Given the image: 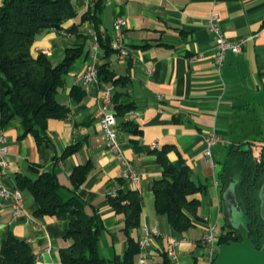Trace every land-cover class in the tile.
<instances>
[{
    "label": "crops",
    "instance_id": "0c3cea01",
    "mask_svg": "<svg viewBox=\"0 0 264 264\" xmlns=\"http://www.w3.org/2000/svg\"><path fill=\"white\" fill-rule=\"evenodd\" d=\"M6 0H0V7ZM75 18L64 21L59 30L39 32L31 54L45 55L58 65L68 48L82 54L69 67L63 86L56 94L65 111L50 117L35 134H24L17 120L0 127L8 149L9 168L0 174V187L16 189L15 176L30 179L53 171L59 194L67 200L73 192L85 204L88 214L96 212L102 222L97 249L108 264H120L127 247L124 218L110 207V194L136 191L141 198L138 229L130 237L137 242L144 229L156 230L147 258L133 264H207L204 235L227 224L223 192L229 175L225 162L234 142L231 129H238L235 117L256 112L264 135V0H71ZM95 5L98 7L95 8ZM94 15L102 37L113 38L112 24L125 20L124 42L129 57L115 51L92 49L95 25L82 16ZM211 15L231 42L245 40L241 52L228 53L222 66L215 65V43L206 27ZM96 73L108 70L112 80L83 84L86 66ZM111 96L117 141L124 159L138 173L136 183L121 181L125 166L105 150L99 128L102 99ZM115 106L125 109L117 114ZM216 133L219 143L212 150L214 164L203 155V137ZM261 135L264 145V136ZM157 144L156 149L151 145ZM73 151L61 158L68 149ZM168 149L166 158L177 169L186 167L201 190L191 197L199 201L193 226L176 232L165 215L153 205V185L163 167L157 153ZM90 168L84 182L73 191L69 175L75 167ZM22 210L14 214L10 199H0V264L9 234L31 247L35 264H61L59 251L71 245L65 238L72 217L68 213L36 217L37 203L20 190ZM177 263L168 253L171 242ZM218 241V237H217Z\"/></svg>",
    "mask_w": 264,
    "mask_h": 264
},
{
    "label": "trees",
    "instance_id": "16d2710c",
    "mask_svg": "<svg viewBox=\"0 0 264 264\" xmlns=\"http://www.w3.org/2000/svg\"><path fill=\"white\" fill-rule=\"evenodd\" d=\"M75 16L71 0H6L0 7V127L17 120L24 134H35L36 127H44L50 117L65 111L57 103L56 94L64 84L70 65L81 56L82 49L68 48L63 60L52 66L45 55L34 57L31 48L39 32L59 30L64 21ZM81 19L94 23L99 47L106 53L113 51L109 46L110 38L100 35L94 15L88 12ZM97 78L109 81L112 75L101 68ZM112 81L120 83L119 79ZM115 109L117 114L125 110L119 106ZM235 120L240 127L231 129L234 142L229 146L225 162V171L229 175L227 186L237 181L236 198L246 219L249 238L259 248L264 240V226L259 218L257 191L264 181V145L257 143L262 142L263 132L253 110H248L245 116L235 117ZM72 151L68 148L61 158ZM167 151L163 149L157 153L163 171L153 185V205L156 214L165 215L169 225L181 233L193 226L200 203L191 197L201 187L191 180L186 167L177 169L169 164ZM89 171L88 165L72 170L69 180L73 191L84 182ZM233 171L237 174L235 177ZM14 180L16 189L28 191L37 203L36 217H52L59 213H68L72 217L65 233L71 245L59 251L61 264H108L97 249L103 230L99 215L96 212L88 214L75 192L63 200L53 171L43 172L33 180L18 174ZM108 202L113 211L124 218L127 247L120 264H133L138 247L130 233L140 225L141 198L136 191L120 190L114 197H109ZM230 241L239 242L240 238L226 224L219 233L217 246ZM2 264H35L30 245L9 234Z\"/></svg>",
    "mask_w": 264,
    "mask_h": 264
},
{
    "label": "built area",
    "instance_id": "2783aa9c",
    "mask_svg": "<svg viewBox=\"0 0 264 264\" xmlns=\"http://www.w3.org/2000/svg\"><path fill=\"white\" fill-rule=\"evenodd\" d=\"M91 1V0H90ZM206 27L208 31L212 34L215 43V65L220 68L228 53L237 54L241 52L245 40H240L238 42H231L220 28L217 17L211 15L207 18ZM126 26L125 20L118 18L112 24L113 38L110 40V48L115 51L119 58L125 59L129 57V51L125 46L124 42V29ZM264 29V27H263ZM92 49L99 48L98 36L93 33L91 36ZM97 80V73L92 65L86 66V71L82 77L83 84H87L92 81ZM116 119L115 113L111 108V96L106 94L102 99L101 105V117L99 120V128L102 133V140L104 142L105 150L108 154L114 156L117 160L121 161L125 168L121 173V179L124 182L136 183L139 179L138 173L132 166L124 159L121 151L119 149V144L117 141V133L115 131ZM219 138L216 133H208L203 137V155L208 163L214 164L212 159V150L217 143H219ZM152 149L157 148V144L153 143L151 145ZM8 149L6 146V141L3 135L0 133V174L3 170L9 168V163L6 160ZM116 193L110 194L109 197H114ZM0 199L6 200L10 199L12 202V210L14 214H18L22 210V194L18 189L12 191H7L3 187H0ZM159 233L156 230L144 229L143 235L137 240L138 252L137 256L140 262L147 258V253L149 247L152 245L155 238L159 237ZM219 232L215 228H211L209 233L203 236L202 242L206 249V262L207 264H214L216 253H217V237ZM179 242L173 240L171 242L172 249L168 253L169 259L177 263V254L175 248H177Z\"/></svg>",
    "mask_w": 264,
    "mask_h": 264
},
{
    "label": "water",
    "instance_id": "95a60500",
    "mask_svg": "<svg viewBox=\"0 0 264 264\" xmlns=\"http://www.w3.org/2000/svg\"><path fill=\"white\" fill-rule=\"evenodd\" d=\"M236 185L237 181L229 183L222 198L227 225L238 233L240 241L219 245L214 264H264V240L259 248L250 240L246 219L236 198ZM257 198L259 218L264 226V181L258 188Z\"/></svg>",
    "mask_w": 264,
    "mask_h": 264
},
{
    "label": "rangeland",
    "instance_id": "374dc122",
    "mask_svg": "<svg viewBox=\"0 0 264 264\" xmlns=\"http://www.w3.org/2000/svg\"><path fill=\"white\" fill-rule=\"evenodd\" d=\"M233 173V176L236 174L234 171L232 172ZM237 175V174H236ZM235 177V176H234Z\"/></svg>",
    "mask_w": 264,
    "mask_h": 264
}]
</instances>
